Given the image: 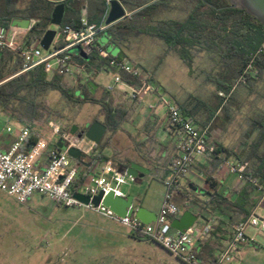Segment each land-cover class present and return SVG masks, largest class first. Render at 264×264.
Returning <instances> with one entry per match:
<instances>
[{"label":"trees","instance_id":"1","mask_svg":"<svg viewBox=\"0 0 264 264\" xmlns=\"http://www.w3.org/2000/svg\"><path fill=\"white\" fill-rule=\"evenodd\" d=\"M118 1L129 11V18L125 17L126 20L107 26L100 30L99 34H106L110 38V43L118 46L126 37L146 33L162 40L167 48L175 52L181 59L183 66L192 69L194 68L192 66L207 68V70L205 69L203 90L214 99L218 107L214 118L203 120L202 129L197 127L201 131L207 130L208 145L213 148V152L204 159L221 168L231 155L238 158L236 152L224 147L222 137L234 121L235 113H241L242 99L254 94L257 96V102L252 104L253 113L248 119L252 121L256 118L259 120L257 122L259 126L264 127V106H259L262 103L264 105V99H262L264 94V50L260 51L264 41V27L246 12L232 8L228 0ZM86 3L98 4L97 10L103 15L101 24L103 26L107 16L108 4L106 0H0V27L11 26L15 19H35L36 24L22 38V43L31 45L37 40H40L41 43L44 34L50 30L52 14L58 4L65 6L63 23L59 28L61 32L66 25H70L74 29L80 27L83 11L88 10L89 4ZM165 10H167L166 13L171 14L169 17L161 18L160 15ZM91 16L88 20L95 24L91 21ZM55 45L60 47L62 43ZM78 48H81L91 62H99L104 65L90 66L92 71L105 69L111 75H120L123 83L132 87L138 86L137 79L123 72H117L111 66L110 58L101 55L95 46L87 49ZM71 56L74 60L80 59V55L71 54ZM249 65L252 68L246 73V68ZM134 67L154 81L145 66ZM22 69L23 57L20 50L0 49V112L30 129V136L21 151H28L38 140L47 138L51 121L60 124L61 133H71L72 127L75 125L68 123L70 117L80 113L83 107L88 104L94 107L98 106L100 110L84 129L79 127L81 130H86L96 121L101 122L100 119L103 118L101 123L107 127L109 132H114L123 120L124 109L114 99H108L103 88L100 93L92 94V88L89 86V83L93 82L92 80L87 82L79 78L72 81L69 78L70 75L62 74L58 70L46 72L43 66L20 74ZM52 93H58L60 96L55 106L50 103L48 98ZM221 94L223 95L221 96ZM237 99L241 100L239 107L235 103ZM191 100L190 97L186 101L174 103L181 109L183 116L195 125V117L199 116L203 106L192 104ZM140 102L142 101H135V103ZM229 106H236L233 115L228 113ZM62 119L65 120L61 121ZM248 135L250 138L252 137V133ZM105 146L106 142L102 140L92 154L85 155L82 162L78 161L79 171L72 186L75 193L84 185L90 173L88 172L90 169L87 173H82L80 168H84L85 164H90L91 168L95 167L102 159V149ZM241 146L246 149L245 155H249V160L240 158L238 160L239 163L248 165L243 182L246 187L251 189L250 192L248 189L244 193L239 192L241 199L231 203L217 191V184L213 182L214 177L209 174V178L205 180L206 185L200 188L201 193L187 189L186 194H183L186 199L185 207L193 208L197 214L205 216L209 220L217 219L224 222L220 215H224L225 210L230 209L228 205H231L235 209L233 212L238 214L237 221L232 222L233 233L236 226L245 222L261 203L262 190H264V153L256 151L243 142ZM55 147L59 149L57 145ZM253 158L262 161L258 168L252 166L250 160ZM109 162L119 167V164L109 158H106L104 164ZM256 192L261 194L252 198L251 195ZM262 207L264 209V200ZM213 230L211 227L206 240L214 234ZM133 236L143 239L135 234ZM206 240L197 242L198 258L203 264H215L220 257L222 248L220 250L217 241L212 243L210 241L208 243L210 247L203 248V246L206 247L203 243ZM215 252L218 254L215 255Z\"/></svg>","mask_w":264,"mask_h":264},{"label":"built area","instance_id":"2","mask_svg":"<svg viewBox=\"0 0 264 264\" xmlns=\"http://www.w3.org/2000/svg\"><path fill=\"white\" fill-rule=\"evenodd\" d=\"M111 1L106 0L108 5ZM29 20L30 25L27 30L12 25L0 27V49L21 51L23 69L20 74L43 66L46 72L58 70L62 74L72 75L74 66L70 50L76 47L87 49L95 46L99 31L107 27L106 24H103L99 29L95 24L90 23L86 16H83L78 29H74L70 25L62 28V46L57 47L54 40L49 50L46 51L41 46L33 47L32 45H23L21 42V33L28 32L37 22L35 19ZM263 50L264 41L260 51ZM99 52L101 55L110 58V64L117 72H123L139 82L137 87H132L123 83L120 75H112L113 81L105 87V93L110 96L119 85H124L128 89V96L132 101H143L148 96H156L167 115L169 128L178 138V155L170 165L169 178L163 181L167 191L157 221L152 224H145L135 216L120 217L104 207L102 203L95 207L92 203L85 205L77 200L74 197L76 193L72 186L78 175V164L69 156L68 151L71 148H77L84 155L89 156L94 152L96 145L89 142L85 137L79 138L78 135L71 133H61L60 124L54 121L49 123L47 137L61 139L66 150L55 149L51 151L47 156L46 166L40 168V160L47 152L50 141L48 138H42L28 151H21L22 146L30 136V129L23 127L9 151H0V191L15 198L21 204L28 203L34 195L39 194L63 207H84L129 228L133 234L160 245L185 264H203L196 252L197 242L209 237L211 226L205 225L201 229L192 228L185 233H180L172 229L171 222L182 211L174 201V190L187 177L196 159L204 158L213 152V148L208 145L207 130H199L189 119L185 118L181 109L159 87L152 83L147 74H143L127 60L111 57L101 49ZM251 68L249 65L245 72L248 73ZM149 108L155 110L157 107L152 104ZM7 130L9 133L13 132L12 128ZM227 165L229 171L238 175L241 182L245 180L248 167L246 163H228ZM136 180L109 162L104 164L100 174L92 176V184L85 188V192L82 194L89 196L91 200L100 193H103L105 197L111 192L116 196L125 197L126 194L122 187L135 183ZM254 184L256 183L254 182ZM262 191L263 199L257 208H263L264 190ZM260 220L254 211L245 222L236 226L232 238L222 248L220 257L215 264H231L238 246L253 240L247 235V231L249 228L257 231Z\"/></svg>","mask_w":264,"mask_h":264},{"label":"rangeland","instance_id":"3","mask_svg":"<svg viewBox=\"0 0 264 264\" xmlns=\"http://www.w3.org/2000/svg\"><path fill=\"white\" fill-rule=\"evenodd\" d=\"M108 11L109 8L107 7V13ZM166 11L160 15L161 18L170 16L171 13L168 14ZM102 18L103 15L97 10L91 16V21L97 24L100 29ZM49 28L57 30L55 43H62L63 37L59 28L51 24ZM98 39L99 44L106 49L107 53L112 57L118 56L119 52L113 49L104 33H100ZM31 45L39 47L40 40ZM162 50L163 48L157 50L158 54H161L162 64L164 65L160 66V81L166 87L167 96L176 103L177 101H186L191 97L192 104L203 106V110L198 117H195L194 122L196 127L201 128L203 120L215 117L218 107L214 99L203 90L206 76L205 69L207 70V68H201V66L198 68L192 66L193 69L188 68L183 66L178 59H175L177 57L162 55ZM71 52L75 54V48L70 50ZM79 57L85 59L83 55ZM69 78L72 81L75 80L73 75H70ZM102 79L103 83L107 85L113 81L111 76L106 75H102ZM48 98L50 103L55 106L60 96L58 93H52ZM262 99H264V94ZM153 100L156 107H162L156 98H153ZM149 102L145 101L146 108L150 106ZM242 102L241 113H235V119L230 126L231 131L228 142L234 141L237 143L241 132L244 130L243 144L250 145L256 151L264 153V127L259 126L257 123L259 120H256V118L252 121L248 119L253 113L252 104L257 102V96L255 94L251 95L242 99ZM235 103L239 107L241 100L237 99ZM236 106H229L228 113L233 115ZM259 106L264 105L262 103ZM97 111L96 107L89 104L85 105L80 113L70 117L68 123L84 129L97 115ZM1 116L0 122L3 123L4 114ZM11 123L17 125V122L14 121ZM242 125H244L243 129ZM250 133H252L251 138L248 135ZM47 138L50 142L55 140L60 150L65 147L59 139ZM115 148L111 150L110 147H104L106 151L97 166L105 163L108 157H114L115 160L122 161L121 159L125 155L124 152ZM200 160L204 161V158H200ZM238 180V175H228L227 181L229 184ZM91 184L92 176H89L78 193H84L85 188H88ZM131 184L124 185L122 190L125 193L131 192L133 186H136ZM138 193L142 197L147 196L150 193L149 185H144ZM176 202L184 211L188 210L184 204L178 201L177 197ZM258 215L261 219L258 230L249 229V232L254 233L252 237L264 247V211L262 208H258ZM251 243H254V241ZM245 250V253L238 256L235 264H264V251H257L251 247H246ZM0 264L185 263L178 260L160 245L145 239H138L133 236L129 228L84 207H63L39 194L34 195L28 203L21 204L15 198L0 191Z\"/></svg>","mask_w":264,"mask_h":264},{"label":"crops","instance_id":"4","mask_svg":"<svg viewBox=\"0 0 264 264\" xmlns=\"http://www.w3.org/2000/svg\"><path fill=\"white\" fill-rule=\"evenodd\" d=\"M88 5V10H84L82 17L86 16L87 18H90L91 15L95 14L98 9V4L96 3H86ZM126 17L129 18V11L126 9ZM126 19H123V21ZM27 34L26 32L21 33V42L22 38ZM109 43L110 38L107 36ZM110 45H112L110 43ZM114 50H117L119 52L118 56L114 58H118L119 60H127L129 61L133 66H145L146 69L151 73L152 83L159 87L162 92L167 96L166 87L164 84H162L161 80V71L160 66H164L163 59H161V54H158L157 50L159 48H163L162 55H172L175 56L180 61V63L183 65L181 59L176 55L175 52L170 51L166 44L160 40L159 38L152 37L149 34H139L138 36H132V37H126L125 40L122 41L120 45H112ZM95 48L98 50H104L106 49L102 48L99 44L98 35L96 37V45ZM107 52V51H106ZM91 54V53H90ZM109 54V53H108ZM83 55L85 59L80 58L78 60L73 61L74 71L73 76H75L76 79H82L84 81H90L92 80L93 83L96 85L95 88H92V94L100 93V90L107 86V84L103 83L102 75L111 76L105 69H102L100 71H92V68L90 66H104L99 62H91L88 57L84 54H78ZM110 55V54H109ZM160 55V56H159ZM111 56V55H110ZM112 57V56H111ZM83 59V60H82ZM110 84V83H109ZM123 86V87H122ZM126 86L119 85L116 90L109 95H106L107 98L114 99L117 104L124 109V112L122 113L123 120L119 123V126L116 131L109 132L107 130L103 141L106 142V147H110L111 150L119 149L124 152V158H122V161H117L114 159V157H108L109 159H113L117 164H119L120 170L122 169V166H128V163L130 161L136 162L145 168L149 169L151 171L150 175H145L144 178H139L136 180L135 183H132L131 185L135 184L136 186H133V189L131 192L124 193L126 195H134L138 198H140L143 201V206L146 207L150 212L156 214L157 216L160 213L161 204L164 198V195L166 193V188L163 184V180H166L170 176V165L172 163V160L178 155V138L177 136L171 131L168 124V119L165 111L162 109V107H157L155 110L150 109L149 106L146 108L145 101H150V105H154V100L156 96H148L145 100H143L140 103H135V101H132L128 96V89L124 88ZM168 97V96H167ZM169 98V97H168ZM157 99V98H156ZM97 112L99 113L100 107H96ZM97 113V114H98ZM4 113L0 112V118L2 117ZM101 122H103V118L100 119ZM14 120H11L6 114H4L3 123L0 122V151L7 152L11 148L13 142L16 139V136L20 132V130L24 127L22 124L18 123L17 125H13L11 122ZM243 126V125H242ZM241 126V127H242ZM244 127V126H243ZM242 127V129H243ZM8 128H12L13 132L9 133ZM229 126L228 130L225 132V134L222 137V143L225 148L228 150H231L233 152H236L238 154V158L249 160V155L246 156V149L241 146V142L245 137L244 130L241 132L240 138H238L237 143L228 142V137L230 134ZM232 134V133H231ZM56 142L55 140L50 142V146L43 156V158L40 160V168H44L47 164V156L49 155L51 151L55 150ZM58 147V146H57ZM113 147V148H112ZM59 148V147H58ZM110 150V149H109ZM110 150V151H111ZM105 149H102V154L105 153ZM112 152V151H111ZM114 152V151H113ZM238 158H236L234 155H231L230 158L225 160V162L222 164V167H216L215 163L209 162L206 159L204 161L197 159L193 166L190 168V172L187 175L186 178H184L180 185L174 190V201L176 202V197L178 198V201L184 204L186 202V199L183 194H186L187 189H191L194 192L201 193L200 188L206 185V179L209 178V174H212L214 177L213 182L217 184V191L221 193L224 197H226L231 203L236 202V200L241 199L240 193H244L246 189H248V192L251 191L250 188L246 187L244 182L237 181L235 183H228V175L233 174L229 171L228 163L231 164H237L239 163ZM77 164L78 161L74 160ZM252 163V166L254 168H258L262 161L257 158H253L250 160ZM123 165H122V163ZM86 163V162H84ZM98 165V164H97ZM95 166L91 168L90 164H85L84 168H80L82 173H87L88 169H90L89 176H93L96 174H100L104 163H102L100 166ZM144 185H149L150 193H148L147 196L142 197L138 192L140 188H142ZM83 186V185H82ZM82 186L80 188H82ZM80 188L76 191V193L79 192ZM242 191V192H241ZM214 192V190H212ZM261 193L256 192L251 195L252 198L258 197ZM177 205H179L177 203ZM180 206V205H179ZM230 208L229 210H225L224 215H220L221 219L224 222H220L217 219H206L205 220H199L194 228L201 229L205 225H210L213 227L214 234L210 236V238L206 241H204L203 248H208L210 245L208 243H212L213 241H217L221 248L225 246V244L230 240L232 233H233V227L232 222L237 221V213L233 212L235 209L228 205ZM182 209V207L180 206ZM192 212L197 214L196 210L193 208H190ZM264 211V209L262 208ZM256 214L258 215V208H255ZM184 212L182 209L181 214ZM181 214L179 216H181ZM101 216V215H100ZM178 216V217H179ZM259 216V215H258ZM103 217V216H102ZM205 217V216H204ZM105 218V217H104ZM264 220V219H263ZM252 229V228H249ZM249 229L247 231V235L254 239L252 241L241 243L238 246L237 251L234 253V260L231 264H235L236 259L241 254L245 253L246 247L255 248L257 251H264V247L259 244L258 241H255V238L252 237L254 233H250ZM254 243H251L253 242ZM217 252H215L216 255ZM218 254V253H217ZM218 256V255H217ZM209 258V257H208ZM210 259V258H209Z\"/></svg>","mask_w":264,"mask_h":264},{"label":"water","instance_id":"5","mask_svg":"<svg viewBox=\"0 0 264 264\" xmlns=\"http://www.w3.org/2000/svg\"><path fill=\"white\" fill-rule=\"evenodd\" d=\"M230 6L234 9H238L246 12L249 16L254 17L264 27V0H228ZM109 11L106 16V26H111L126 17V9L118 0H112L108 5ZM65 15L64 4H58L53 11L51 25L60 28L63 23ZM30 25L29 19H15L12 22V26L20 29L27 30ZM57 36L56 29L48 30L41 40L40 46L44 50H49ZM75 54H84L81 48H75ZM71 54H73L71 52ZM89 86L95 88L96 85L93 82L89 83ZM107 127L100 121L94 122L86 130L80 132L79 126H73L71 130L72 135L79 133V138L85 137L89 142L98 146L105 134ZM66 150V147L63 148ZM69 156L79 162H82V158L85 156L80 149L71 148L68 151ZM121 171L126 172L128 175L139 179L144 178L145 175H150L151 171L144 166L130 161L128 166H122ZM74 197L85 205L92 203L95 207H98L101 203L104 207L108 208L114 214L120 217L135 216L145 224H152L157 221L158 216L150 212L143 206V201L134 196L126 195L125 197L116 196L113 192L104 197L103 193L95 196L92 200L89 196L82 193H76ZM199 220H205V217L200 214H195L191 210L184 211L181 216L173 219L171 227L173 230L180 233H185L187 230L195 227Z\"/></svg>","mask_w":264,"mask_h":264},{"label":"flooded vegetation","instance_id":"6","mask_svg":"<svg viewBox=\"0 0 264 264\" xmlns=\"http://www.w3.org/2000/svg\"><path fill=\"white\" fill-rule=\"evenodd\" d=\"M81 130V129H80ZM82 131V130H81Z\"/></svg>","mask_w":264,"mask_h":264}]
</instances>
